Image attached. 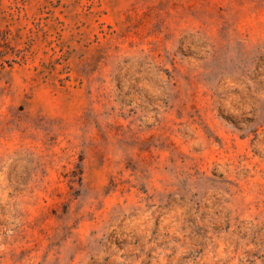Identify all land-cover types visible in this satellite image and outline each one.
<instances>
[{
  "label": "rangeland",
  "instance_id": "obj_1",
  "mask_svg": "<svg viewBox=\"0 0 264 264\" xmlns=\"http://www.w3.org/2000/svg\"><path fill=\"white\" fill-rule=\"evenodd\" d=\"M0 264H264V0H0Z\"/></svg>",
  "mask_w": 264,
  "mask_h": 264
}]
</instances>
